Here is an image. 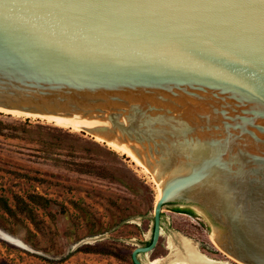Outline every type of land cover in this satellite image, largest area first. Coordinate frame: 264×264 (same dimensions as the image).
<instances>
[{"label":"water","instance_id":"obj_1","mask_svg":"<svg viewBox=\"0 0 264 264\" xmlns=\"http://www.w3.org/2000/svg\"><path fill=\"white\" fill-rule=\"evenodd\" d=\"M0 108L129 150L161 181L134 264L170 203L264 264V0H0Z\"/></svg>","mask_w":264,"mask_h":264},{"label":"rangeland","instance_id":"obj_2","mask_svg":"<svg viewBox=\"0 0 264 264\" xmlns=\"http://www.w3.org/2000/svg\"><path fill=\"white\" fill-rule=\"evenodd\" d=\"M30 193L55 202L38 209L36 225L0 209V231L27 246L0 235V264H133L134 248L151 240L158 194L151 173L82 129L0 111V195L14 206L15 195ZM177 207L188 206H164L162 234L140 255L144 264H168L183 238L213 259L241 264L214 245L204 213Z\"/></svg>","mask_w":264,"mask_h":264},{"label":"bare ground","instance_id":"obj_3","mask_svg":"<svg viewBox=\"0 0 264 264\" xmlns=\"http://www.w3.org/2000/svg\"><path fill=\"white\" fill-rule=\"evenodd\" d=\"M0 111H5L7 113H11V114L16 115V116L27 115V116H32V117H39L41 119H46L49 122H52V123L59 125V126H62V127H72L74 129H80V128H77L71 124H68V123H66L60 119H57V118H52V117H47V116H42V115H37V114H31V113H24V112H20V111H11V110H6V109H2V108H0ZM97 138L101 139L100 137H97ZM108 144L113 149L120 151L121 153L127 154L134 161H136V163L138 165H140L146 172H149L153 175V173L142 162H140L138 159H136V157L129 150H126V149H124L120 146H117L111 142H108ZM153 177H154V175H153ZM155 181L157 183V190H158L156 200H158L160 195H161L162 184H161V181H158L156 178H155ZM0 235L2 237H4L5 239H7L8 241H11V242L23 247V248H27V246L24 245L22 242L10 237L9 235H6L2 231H0ZM211 240L214 243V245H216V247H217L218 244L216 242L215 235L211 236ZM231 258L234 259L233 257H231ZM234 260L237 261L236 259H234ZM237 262H239V261H237ZM239 263H241V262H239ZM168 264H229V263L219 261V260H216V259L209 257L208 255L201 252L197 248V246L191 242V240L183 238L182 239V249L173 251L172 256L169 257ZM241 264H244V263H241Z\"/></svg>","mask_w":264,"mask_h":264},{"label":"trees","instance_id":"obj_4","mask_svg":"<svg viewBox=\"0 0 264 264\" xmlns=\"http://www.w3.org/2000/svg\"><path fill=\"white\" fill-rule=\"evenodd\" d=\"M14 199H15V205L13 206L10 203L8 197L4 195H0V209H2L6 214L10 216L15 215L17 213L24 214L35 225L37 224V219H38V209L39 208L45 209L48 206H50L51 203L55 202L52 199L45 197L39 193H30L29 195H27V197L15 195ZM175 211L189 213V214H194L195 212L193 209L189 207H185V208L177 207ZM150 241L147 243V245L150 243ZM87 251L103 253V254L108 253V252L92 250V249H87Z\"/></svg>","mask_w":264,"mask_h":264},{"label":"flooded vegetation","instance_id":"obj_5","mask_svg":"<svg viewBox=\"0 0 264 264\" xmlns=\"http://www.w3.org/2000/svg\"><path fill=\"white\" fill-rule=\"evenodd\" d=\"M189 207V206H188ZM183 208H185V207H183ZM189 208H191V207H189ZM192 209V208H191ZM182 213H184V212H182ZM196 212H194V214H195ZM187 214H189V213H187ZM194 214H189V215H194Z\"/></svg>","mask_w":264,"mask_h":264}]
</instances>
